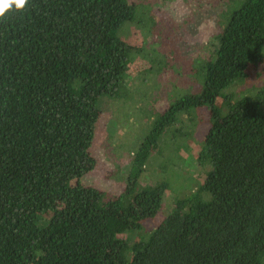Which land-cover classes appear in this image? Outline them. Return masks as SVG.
Listing matches in <instances>:
<instances>
[{"label":"trees","instance_id":"trees-1","mask_svg":"<svg viewBox=\"0 0 264 264\" xmlns=\"http://www.w3.org/2000/svg\"><path fill=\"white\" fill-rule=\"evenodd\" d=\"M205 1L215 28L166 107L145 108L150 122L115 195L81 179L97 164L106 103L174 64V50L124 37L132 25L152 38L150 9L28 0L0 18V264H264V89L234 90L264 63V0ZM200 108L209 126L195 158L208 171L131 239L162 206L163 185H140L141 173L162 147L176 152Z\"/></svg>","mask_w":264,"mask_h":264},{"label":"rangeland","instance_id":"rangeland-1","mask_svg":"<svg viewBox=\"0 0 264 264\" xmlns=\"http://www.w3.org/2000/svg\"><path fill=\"white\" fill-rule=\"evenodd\" d=\"M137 1L148 6L155 21L152 38L145 31L138 30L132 25L127 27L124 37L135 45H141L148 40L146 50L159 44L174 50L175 55L172 59L174 64H170V58L162 77L147 79L142 85L138 83V86H141L131 98L110 100L104 106V113L99 122L100 132L93 147L97 164L81 180L84 184L96 186L110 195L123 190L132 151L137 147L150 122V116H145V108L152 107L161 111L166 107L168 94L173 92L174 88H179L181 82L186 79L185 63L188 62L190 65L188 61L190 58L203 53L206 42L215 28L214 10H210V3L205 0ZM135 65H139L142 70L147 63L139 59ZM177 69L182 72L177 73ZM133 77L131 76V86ZM261 88L264 89V63L250 70L247 81L235 86L234 90L250 92ZM199 114L198 124L193 128L194 131L192 129L193 133L179 143L176 152L174 151L176 144L162 147L161 153L151 157L149 165L140 175V185L155 183L163 185L160 211L144 222L142 231L130 232V235L128 231H121L116 234L119 238L124 239L129 235L131 239L133 237L138 239L149 234L172 208L173 202L189 196L195 190L198 181H201L203 173L208 171L200 167L195 158L209 126L208 110L200 108ZM182 147L183 151H180ZM180 153L183 158L178 157L176 160L179 166H167L169 160L175 159L174 156Z\"/></svg>","mask_w":264,"mask_h":264},{"label":"clouds","instance_id":"clouds-1","mask_svg":"<svg viewBox=\"0 0 264 264\" xmlns=\"http://www.w3.org/2000/svg\"><path fill=\"white\" fill-rule=\"evenodd\" d=\"M28 0H0V18H3L9 10H23Z\"/></svg>","mask_w":264,"mask_h":264}]
</instances>
